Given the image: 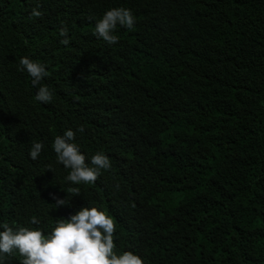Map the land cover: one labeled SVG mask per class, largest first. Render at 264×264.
Listing matches in <instances>:
<instances>
[{"label":"trees","instance_id":"obj_1","mask_svg":"<svg viewBox=\"0 0 264 264\" xmlns=\"http://www.w3.org/2000/svg\"><path fill=\"white\" fill-rule=\"evenodd\" d=\"M120 7L135 23L108 44L95 25ZM23 57L46 66L50 103ZM67 130L89 166L109 156L95 183L66 180ZM84 207L144 264H264V0H0V231L48 235Z\"/></svg>","mask_w":264,"mask_h":264},{"label":"clouds","instance_id":"obj_2","mask_svg":"<svg viewBox=\"0 0 264 264\" xmlns=\"http://www.w3.org/2000/svg\"><path fill=\"white\" fill-rule=\"evenodd\" d=\"M37 8H33L31 14L40 17L42 13ZM134 23L135 17L130 9L113 8L96 22L94 34L108 44H115L119 39L113 34L117 26L132 29ZM60 35L66 36L67 28L61 29ZM61 43L67 44L68 40H62ZM19 64L20 70L26 71L32 78V84L39 86L35 99L50 103L53 99L52 90L48 86H40L41 81L48 76L46 66L28 57L21 58ZM78 131L82 133L85 128L80 126ZM75 138L76 132L73 130L55 137L52 148L57 162L70 169L66 180L72 184L95 183L101 170L111 169V160L103 152H97L91 157L89 166L85 154L74 142ZM43 148V143L33 142L30 157L37 159ZM69 191L74 196L80 195L78 187ZM55 199L56 207L68 204L67 199ZM30 223L38 225L40 220L33 216ZM2 227L4 230L0 231V257L11 256L18 251L23 257L21 264H144V260L132 251L117 254L114 241L115 220L98 207H84L68 219L56 220V226L48 235L40 228H14L7 223Z\"/></svg>","mask_w":264,"mask_h":264}]
</instances>
